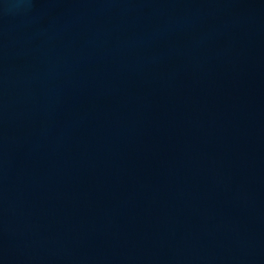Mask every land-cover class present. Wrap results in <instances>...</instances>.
<instances>
[{"label":"water","instance_id":"95a60500","mask_svg":"<svg viewBox=\"0 0 264 264\" xmlns=\"http://www.w3.org/2000/svg\"><path fill=\"white\" fill-rule=\"evenodd\" d=\"M0 264H264V0H0Z\"/></svg>","mask_w":264,"mask_h":264}]
</instances>
